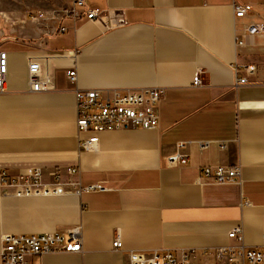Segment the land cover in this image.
<instances>
[{
	"label": "crops",
	"instance_id": "1",
	"mask_svg": "<svg viewBox=\"0 0 264 264\" xmlns=\"http://www.w3.org/2000/svg\"><path fill=\"white\" fill-rule=\"evenodd\" d=\"M28 3L20 21L32 23L13 30L9 40L22 50L9 52L8 86L0 92V170L42 169L47 182L60 177L70 191L28 198L0 188V264L4 234L74 226L82 227V251L40 255L31 264H129L130 251L215 250L237 244L229 236L236 226L246 247H263L264 34L244 28L264 25V0ZM245 4L250 14L237 19L235 7ZM88 10L98 17L89 19ZM30 12L42 17L26 19ZM238 30L247 34L245 45L237 44ZM67 33L69 42L55 45ZM28 59L52 79L47 91L32 92L19 78ZM248 63L255 73L236 71ZM155 86L163 89L157 127L79 130L77 89ZM92 136L98 142L84 148ZM177 152L188 163L170 166ZM204 166H240V179L217 183L202 176ZM117 238L122 249L114 247Z\"/></svg>",
	"mask_w": 264,
	"mask_h": 264
},
{
	"label": "built area",
	"instance_id": "2",
	"mask_svg": "<svg viewBox=\"0 0 264 264\" xmlns=\"http://www.w3.org/2000/svg\"><path fill=\"white\" fill-rule=\"evenodd\" d=\"M76 6H85V0H75ZM252 10V5H237L235 16L237 19L246 18ZM32 18H41L42 14L30 12ZM89 19H96L98 13L88 10ZM62 32L66 29L61 28ZM247 34H264V25L245 24ZM238 30L236 40L238 45L246 44V34ZM236 71L255 73L257 65L254 63L238 64ZM72 81L77 82V71L68 72ZM18 76L27 82L32 92H45L52 84V79L43 71L40 62L28 59L20 63ZM9 80V52L0 48V92L7 89ZM239 83H248L247 77L237 79ZM202 78L199 73L194 78V84L199 86ZM163 89L148 87L139 89L120 90H76V107L78 111L77 124L80 131L93 130L95 132L112 131L116 129H129L132 127L154 128L160 122L157 106L161 102ZM99 138L92 136L83 142L86 149H91ZM181 144L180 147H183ZM188 156L177 152L168 157L170 166L185 165ZM68 171L77 175L79 169L68 168ZM202 176L217 183L236 182L240 179V166H204ZM60 178V177H59ZM47 182L44 180L42 169L26 170L22 174L13 175L7 169L0 170V188L5 196H60L70 191L65 183L59 181ZM78 184V183H75ZM101 188L91 185L87 189ZM83 187L76 190L81 194ZM249 203V202H246ZM230 238L236 245H228L215 250L188 249L181 253L173 251H130L129 264H208L205 258H213L216 264H264L263 247L248 248L243 244V231L236 226L229 232ZM116 249L123 248L120 238L114 241ZM83 246L82 227H71L66 231H53L42 233L4 234L2 237L1 258L5 264H31V258L49 253L80 252Z\"/></svg>",
	"mask_w": 264,
	"mask_h": 264
},
{
	"label": "rangeland",
	"instance_id": "3",
	"mask_svg": "<svg viewBox=\"0 0 264 264\" xmlns=\"http://www.w3.org/2000/svg\"><path fill=\"white\" fill-rule=\"evenodd\" d=\"M29 0H0V48L5 49L10 53L18 54L22 50L18 43L11 41L12 36H16L17 33L13 30L19 26H27L32 22L21 23L20 19L25 17L24 11L27 10L26 7L30 4ZM22 11V12H21ZM21 15V16H20ZM33 16V15H30ZM28 16L26 19H34ZM19 19V20H18ZM13 20V21H12ZM25 20V18H24ZM18 39V38H17ZM71 39V34L67 33L65 35H60L56 39L55 45L63 47ZM23 45L22 43L20 44ZM19 59H22L23 56H17ZM10 76V75H9ZM45 175V174H44ZM44 180L45 176H44ZM79 227V226H75ZM208 261V264H216L213 258H205Z\"/></svg>",
	"mask_w": 264,
	"mask_h": 264
},
{
	"label": "bare ground",
	"instance_id": "4",
	"mask_svg": "<svg viewBox=\"0 0 264 264\" xmlns=\"http://www.w3.org/2000/svg\"><path fill=\"white\" fill-rule=\"evenodd\" d=\"M2 190V189H1ZM5 196V195H4ZM33 196H35V195H33ZM49 196H55V195H49ZM18 197V196H17ZM21 197H23V196H21ZM24 197H30V196H27V195H25ZM2 264H5V262L2 260Z\"/></svg>",
	"mask_w": 264,
	"mask_h": 264
},
{
	"label": "trees",
	"instance_id": "5",
	"mask_svg": "<svg viewBox=\"0 0 264 264\" xmlns=\"http://www.w3.org/2000/svg\"><path fill=\"white\" fill-rule=\"evenodd\" d=\"M4 49V48H3ZM5 50V49H4Z\"/></svg>",
	"mask_w": 264,
	"mask_h": 264
}]
</instances>
